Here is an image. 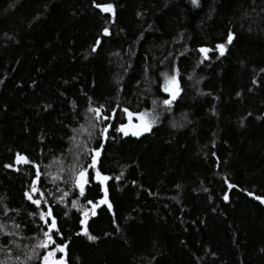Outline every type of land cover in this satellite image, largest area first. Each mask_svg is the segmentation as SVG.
Here are the masks:
<instances>
[{
	"label": "trees",
	"instance_id": "16d2710c",
	"mask_svg": "<svg viewBox=\"0 0 264 264\" xmlns=\"http://www.w3.org/2000/svg\"><path fill=\"white\" fill-rule=\"evenodd\" d=\"M97 2L116 5L114 23L92 0H0V224L17 233L0 232V261L26 264L44 228L24 197L35 169L4 167L20 152L40 165L68 264H264V204L254 198L264 197V0ZM105 26L112 35L92 53ZM229 30L226 54L198 64L197 49L225 42ZM175 68L182 92L165 111L161 73ZM89 98L109 111L160 114L140 138L109 130L101 167L120 179L109 181L112 210L89 219L95 242L77 235L82 217L71 201L90 207L86 200L51 179L61 159L65 167L74 159L73 129L92 123ZM57 185L69 192L62 203Z\"/></svg>",
	"mask_w": 264,
	"mask_h": 264
},
{
	"label": "snow or ice",
	"instance_id": "6c2138e0",
	"mask_svg": "<svg viewBox=\"0 0 264 264\" xmlns=\"http://www.w3.org/2000/svg\"><path fill=\"white\" fill-rule=\"evenodd\" d=\"M190 2L195 7L200 6V0H190ZM92 4L100 13L108 14L111 17V20L107 21L108 23L115 22V4L100 3L97 2V0H92ZM138 15L141 14L138 13ZM111 35L112 33L109 27H103L94 40L90 51L96 53L102 47L104 38L110 37ZM234 39L235 33L229 30L225 42L217 43L214 48L202 46L197 49L202 56L198 64H203L204 61L209 60V53L211 52H218L219 55L217 59L223 57L228 50L227 46L231 45ZM261 71L264 72V69H261ZM161 75L164 78L161 89L167 94V98H163L159 101V105H162L165 111H170L182 92L179 81L180 71L178 68H175L171 74L163 72ZM189 79H191V77H189ZM253 82L255 83V81ZM237 95H239V93ZM152 104L154 106H159L157 100H153ZM117 109H119L122 118L119 119L118 124H113L111 121L118 120ZM88 112L92 114L90 118L92 123L88 127L82 125L79 129H73L74 135L69 137V140L73 142V148H75V151H73V148L69 149L74 159L67 167L63 166L61 159V167L57 174L52 176L51 179L54 185L57 181H62L65 184L71 183L73 188L78 191V196L86 200V204L90 207L79 204L78 199H73L71 201L72 208L78 209L82 217L79 219V224L82 226L81 231L78 232L77 235L82 234L87 240L95 242L99 237L90 232L89 219L98 215L97 209L101 206H106L109 211L112 210L113 205L109 200V181L112 179H120V176L113 178L111 175L106 174L101 167V156L105 151V143L109 140V130L112 129L115 133H119L125 138L129 136L140 138L144 134L152 131L154 124L159 120L160 114L155 111V108L152 110V113H149L147 111H132L128 107L120 108L119 104L109 111L104 105L91 106V98H89ZM97 125H103V127L98 129L99 137L96 147H90L89 142L96 138L94 137V131L97 129ZM173 126L175 127L176 125ZM77 133L85 138L78 141ZM113 139H115V137H113ZM213 147H215L214 144ZM212 155H215V153H212ZM81 157L87 162L82 161ZM19 165H31L35 169L34 179L30 182L29 188L24 192V197L31 205L35 206L36 209V211L29 213V215L33 217L38 215L39 220L43 222L44 225V228L40 229L42 238H39L37 242L31 246L30 251L32 255H26L25 262L27 264L28 261L38 256L41 264H68V244L65 242V237L58 226L57 217L54 214L51 203L47 200L45 193L42 192L38 186L41 183L42 175L40 165L32 161L27 155L17 152L14 155V162L6 164L4 167L15 168L18 171L19 168L17 166ZM64 174L67 176L66 179L64 178ZM92 186H96L98 193H102L98 200L88 199L86 196V191ZM177 187H179V185ZM233 187L235 186L228 183L229 189ZM56 191L61 193L58 197L53 194L54 199L58 202H64L65 198L69 196V192L60 189L58 185L56 186ZM248 195L252 196L254 194L249 192ZM254 198L261 204H264V197L257 195L254 196ZM223 199L227 201L229 200V196L225 194ZM42 205L48 206L44 209ZM6 214L5 212V215ZM65 215H67V213H65ZM6 227V225L0 224V232H4L7 236H14L17 234L13 231H5ZM15 227L18 229L20 226L15 225ZM37 249H42L44 251L38 253L36 251ZM17 259H19V257H17ZM0 264H3V262L0 261Z\"/></svg>",
	"mask_w": 264,
	"mask_h": 264
},
{
	"label": "water",
	"instance_id": "95a60500",
	"mask_svg": "<svg viewBox=\"0 0 264 264\" xmlns=\"http://www.w3.org/2000/svg\"><path fill=\"white\" fill-rule=\"evenodd\" d=\"M131 136H129V137H126V138H130ZM125 138V137H124Z\"/></svg>",
	"mask_w": 264,
	"mask_h": 264
},
{
	"label": "rangeland",
	"instance_id": "374dc122",
	"mask_svg": "<svg viewBox=\"0 0 264 264\" xmlns=\"http://www.w3.org/2000/svg\"><path fill=\"white\" fill-rule=\"evenodd\" d=\"M59 255V254H58Z\"/></svg>",
	"mask_w": 264,
	"mask_h": 264
}]
</instances>
